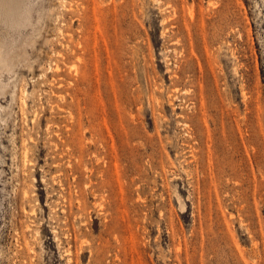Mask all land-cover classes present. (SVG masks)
I'll return each instance as SVG.
<instances>
[{
    "label": "rangeland",
    "instance_id": "1",
    "mask_svg": "<svg viewBox=\"0 0 264 264\" xmlns=\"http://www.w3.org/2000/svg\"><path fill=\"white\" fill-rule=\"evenodd\" d=\"M27 1L0 264H264V0Z\"/></svg>",
    "mask_w": 264,
    "mask_h": 264
},
{
    "label": "bare ground",
    "instance_id": "2",
    "mask_svg": "<svg viewBox=\"0 0 264 264\" xmlns=\"http://www.w3.org/2000/svg\"><path fill=\"white\" fill-rule=\"evenodd\" d=\"M27 0H0V23H2L4 26L3 27H5V29H6V32L5 33H8V30L10 29V28H18V27H21V26H25L26 24H25V19H26V21L28 20V22L29 21H31V20H29V14H27L26 16L24 15V10H25V5L27 4ZM49 3V2H48ZM48 8V7H47ZM50 8V7H49ZM26 12H28L27 11V7H26ZM48 13H50V11L48 12ZM47 16V15H46ZM49 18V17H48ZM51 18V17H50ZM41 19V18H40ZM22 20V21H21ZM32 22V21H31ZM35 23V22H34ZM33 23V24H34ZM37 24V23H36ZM31 25V24H30ZM33 26H35V25H32V27ZM36 27V26H35ZM46 27H48V26H46ZM33 30V29H32ZM31 32V31H30ZM37 32V31H36ZM34 34V33H33ZM5 35V34H4ZM38 35V34H37ZM42 35V34H41ZM25 37H27V36H25ZM25 40V39H24ZM35 39H33V41H34ZM32 41V42H33ZM27 43V42H26ZM35 43V42H34ZM29 44V43H28ZM3 45V43H2V40H1V38H0V64H4V65H6V53L7 52H5V54L3 53V49H2V46ZM17 45H19V44H17ZM36 45V44H35ZM34 45V46H35ZM12 46V45H11ZM38 46V45H37ZM20 47V46H19ZM28 47V46H27ZM22 48V47H21ZM20 49V48H19ZM35 49V48H34ZM38 49H39V47H38ZM6 50V49H5ZM11 50H13V49H11ZM22 50V49H21ZM27 50V49H26ZM6 51H9L10 52V48L8 49V50H6ZM14 51V50H13ZM20 50H18L17 51V53L19 52ZM23 51V50H22ZM25 51V50H24ZM23 51V52H24ZM34 51V50H33ZM27 51H25V53H26ZM29 54V53H28ZM31 54V53H30ZM33 54V53H32ZM22 55V54H21ZM35 55H37L36 54V52H35ZM13 56V55H12ZM22 56H24V55H22ZM8 57H10L11 58V56H8ZM37 58H38V56H36ZM17 58H18V55H17ZM25 58V57H24ZM32 58V57H31ZM36 58V59H37ZM14 59V58H13ZM34 59H35V57H34ZM17 60V59H16ZM30 61H31V59H29ZM28 60V61H29ZM33 60V59H32ZM37 60H39V59H37ZM36 60V61H37ZM18 61V60H17ZM20 61L22 62L23 60H21L20 59ZM26 61H27V58H26ZM25 61V62H26ZM23 63V62H22ZM12 65H13V63H12ZM17 66V65H16ZM74 66V65H73ZM13 67H15V66H13ZM14 69V68H13ZM12 69V70H13ZM8 70H10V69H8ZM11 70V71H12ZM6 73H7V71H5ZM14 72V71H13ZM12 72V73H13ZM1 73V72H0ZM3 73V72H2ZM8 73H9V71H8ZM1 75V74H0ZM0 80H1V76H0ZM2 81V80H1ZM5 83V82H4ZM7 84V83H6ZM1 86V85H0ZM3 86V90L5 89L4 88V86L5 85H2ZM8 86V85H7ZM13 89V88H12ZM12 91H14V90H12ZM13 97V96H12ZM14 98V97H13ZM12 100V99H11ZM1 107V106H0ZM10 112H8V114H9ZM2 116V115H1ZM1 116H0V118H1ZM6 116V115H5ZM3 119V118H2Z\"/></svg>",
    "mask_w": 264,
    "mask_h": 264
}]
</instances>
